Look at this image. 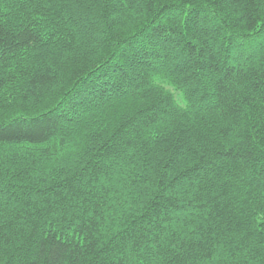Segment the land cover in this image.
Here are the masks:
<instances>
[{"label":"trees","instance_id":"1","mask_svg":"<svg viewBox=\"0 0 264 264\" xmlns=\"http://www.w3.org/2000/svg\"><path fill=\"white\" fill-rule=\"evenodd\" d=\"M101 3L0 0V120L11 125L0 138L11 217L0 261L49 264L59 246V264H126L119 229L125 244L166 241L172 264H227L202 258L205 245L231 253V264H264V228L251 215L264 205V165H253L264 136V56L256 50L237 84L248 65L224 51L251 31L249 19L264 18V0H227L208 51L202 38L182 40L157 0L123 12L118 26ZM149 27L164 30L151 47L136 38ZM154 68L170 72L185 112L148 88ZM134 114L139 125L125 128ZM101 202L107 219L87 222L81 209L95 215Z\"/></svg>","mask_w":264,"mask_h":264},{"label":"snow or ice","instance_id":"2","mask_svg":"<svg viewBox=\"0 0 264 264\" xmlns=\"http://www.w3.org/2000/svg\"><path fill=\"white\" fill-rule=\"evenodd\" d=\"M226 2L227 0H163V3H160V0H157V3L159 4L158 11L159 9H163V12L160 14L163 15L165 19L173 17L171 28L178 30L181 39L186 40L189 44H196L202 38L203 43H201V48L205 51H208V49L211 48V44L208 42L209 37L211 36L212 40H215L224 26L225 17L219 15V13L224 10V4ZM89 3H93V0H89ZM105 5L108 7L109 12L115 13L110 15L108 20L109 25L118 26L121 14L123 12H139L140 8L143 6V0H102L101 8H104ZM48 7H51V4H49ZM149 8H151V5H149ZM104 15V11L99 13L100 17H103ZM205 21H207V23H205ZM213 23L219 25L220 29L213 31L211 28ZM228 26L234 27L235 22ZM248 27L251 28V31L243 33V38H241L240 33H236L235 36L237 37V42L233 44L230 41L224 48L226 60L234 59L237 64L248 65V68L243 71L237 70V77L242 78L237 79V84H242V80L247 79V76L244 73L249 69L254 68V65H251L250 62L253 57L256 56V50L258 49L260 55L264 56V18L257 16L255 19H249ZM163 31V29H157L154 27L144 28L143 31L138 32L136 38L141 43L151 47L160 40L159 33ZM113 38L116 37L114 36ZM163 43L170 45L173 41L165 40ZM229 49H232L231 55L228 54ZM2 51L3 49H0V53H2ZM166 51L175 54V49L171 47H168ZM189 51L194 52L196 49L190 48ZM158 59L167 60L168 57L165 54L158 57ZM184 63L186 66L187 62L185 61ZM153 71L157 73L156 76L152 77L155 83L149 84L148 88L155 90L157 94L162 93L165 97H176L174 104L176 111L185 112L188 109V101L184 100L183 95L177 92L173 87L176 81L171 78L170 72H163L161 71V68H154ZM225 79L229 82L231 90L235 92L236 89L231 83V72ZM136 87H139V85ZM234 103L238 105V102ZM234 115L235 118L239 120L242 112H236ZM262 117H264V113H262ZM134 122L138 125L140 123L135 120V114L128 119L127 124H125L124 127L127 128L128 124ZM10 129L11 125L7 124L4 120H0V138H3L4 133L8 132ZM244 138L248 140L253 139L251 136H245ZM260 145H264V136L260 139L259 144L256 145L259 151L258 155L253 159V165L257 161L264 165V148H261ZM249 155H251V153H249ZM5 156L6 153L0 151V172H3L7 167L4 161ZM244 167H247V165L245 164ZM180 172H184V169H180L179 172L176 173V179L180 178ZM261 176H264V171H261ZM73 179H76V177H73ZM100 183L106 190L108 189V185L104 184L103 181ZM4 191V187L0 185V252H2L8 245V237L5 235V232L11 226V217L6 216L5 205L2 203L4 199ZM81 212L86 213L85 220L87 222H91V220H100L101 217L107 219V216L104 214L102 202L101 204L96 205L95 215L90 209L82 208ZM256 212L260 213V226L261 228H264V205L260 206L258 209L255 207L253 208V212L251 213L253 218H255ZM117 232L119 235L116 236L115 239H120L122 241L119 246L122 248L120 258L125 261L126 264H172V256H166V241L161 243L160 241L155 240L148 241L143 236L139 239L133 236L132 241L125 244L123 242V230L118 229ZM227 239L231 242L233 238L229 236ZM105 243L108 242L106 241ZM229 246L232 247L231 243ZM220 248L223 250V241L220 242ZM162 249L164 251H162ZM110 250L112 249H104L105 252ZM201 252L203 253L202 258L206 257L207 259L212 260L213 256H215L216 261H224L227 262V264H231V253H226L224 256L217 255L210 245H205L201 248ZM59 256L60 249L59 246H57L52 250L49 264H59ZM157 257L161 258L157 259ZM0 264H2V261H0Z\"/></svg>","mask_w":264,"mask_h":264}]
</instances>
